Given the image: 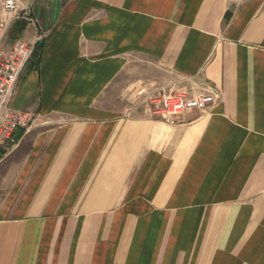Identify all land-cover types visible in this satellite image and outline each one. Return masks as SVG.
I'll list each match as a JSON object with an SVG mask.
<instances>
[{
    "label": "crops",
    "instance_id": "0c3cea01",
    "mask_svg": "<svg viewBox=\"0 0 264 264\" xmlns=\"http://www.w3.org/2000/svg\"><path fill=\"white\" fill-rule=\"evenodd\" d=\"M20 3L0 264H264V0ZM208 87L174 122L138 103Z\"/></svg>",
    "mask_w": 264,
    "mask_h": 264
},
{
    "label": "built area",
    "instance_id": "2783aa9c",
    "mask_svg": "<svg viewBox=\"0 0 264 264\" xmlns=\"http://www.w3.org/2000/svg\"><path fill=\"white\" fill-rule=\"evenodd\" d=\"M22 12L20 0H3L0 16V147L14 143L15 130L25 129L31 122L27 113L11 107L18 83L39 46L38 40L28 43L18 39L10 45L6 43L13 23L21 18ZM220 97V91L214 87H208L206 93L197 96L163 91H155L149 96L156 113L168 122H174L189 110L206 112Z\"/></svg>",
    "mask_w": 264,
    "mask_h": 264
},
{
    "label": "rangeland",
    "instance_id": "374dc122",
    "mask_svg": "<svg viewBox=\"0 0 264 264\" xmlns=\"http://www.w3.org/2000/svg\"><path fill=\"white\" fill-rule=\"evenodd\" d=\"M17 21V20H16ZM15 21V22H16ZM14 22V23H15ZM13 23V24H14ZM11 30V29H10ZM10 32V31H9ZM8 35H9V33H8ZM150 93H148L147 94V96H146V94L145 95H143V97H140L139 99H138V103H139V105H144V106H151V107H154L155 108V104H153V102H152V100L149 98V95Z\"/></svg>",
    "mask_w": 264,
    "mask_h": 264
},
{
    "label": "trees",
    "instance_id": "16d2710c",
    "mask_svg": "<svg viewBox=\"0 0 264 264\" xmlns=\"http://www.w3.org/2000/svg\"><path fill=\"white\" fill-rule=\"evenodd\" d=\"M24 27H25V25L22 24L21 29H24ZM19 137H20V135L15 136V138H14V142H15V141H18ZM13 145H14L13 143H8V144L6 145V147H7V148H10V147H12ZM0 153L4 154L5 151L0 149Z\"/></svg>",
    "mask_w": 264,
    "mask_h": 264
}]
</instances>
